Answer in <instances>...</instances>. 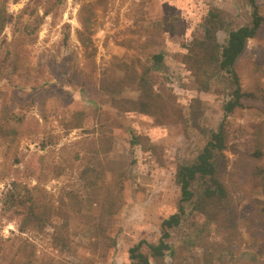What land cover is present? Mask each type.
<instances>
[{
	"label": "rangeland",
	"instance_id": "rangeland-1",
	"mask_svg": "<svg viewBox=\"0 0 264 264\" xmlns=\"http://www.w3.org/2000/svg\"><path fill=\"white\" fill-rule=\"evenodd\" d=\"M257 4L264 15V0ZM5 6L13 21L0 36V264H10L23 240L24 255L34 253L33 264H129V249L140 241L156 243L162 220L177 212L176 167L192 160L225 118L227 92L217 85L208 93L182 86L187 72L171 55L183 51L208 7L227 12L235 27L248 24L251 8L247 0H8ZM172 23L184 31L173 34ZM217 38L223 45L227 35L221 31ZM161 51L168 55L164 76L176 102L182 108L194 98L202 102L198 127L118 116L99 96L101 73L115 58L146 64ZM239 76L243 89L257 97L244 98L242 108L225 119L228 143L264 151L263 95L256 91L264 93L263 34L248 42ZM105 136L112 142L98 160L107 157L117 174L108 176L111 185L98 182L91 200L83 171L93 160L94 140ZM121 173L122 200L104 230L109 240L91 216L106 187L121 182ZM239 181L228 183L241 211L236 229L205 225L199 234L184 223L171 231L170 250L150 258L151 264H264L263 182ZM14 195L33 196L61 219L45 234L21 235L20 218L9 205Z\"/></svg>",
	"mask_w": 264,
	"mask_h": 264
},
{
	"label": "trees",
	"instance_id": "trees-1",
	"mask_svg": "<svg viewBox=\"0 0 264 264\" xmlns=\"http://www.w3.org/2000/svg\"><path fill=\"white\" fill-rule=\"evenodd\" d=\"M7 1L0 0V36L4 28L13 21V16L7 12L5 6ZM247 4L251 8L250 20L248 24L237 27L232 25L227 12L216 6L208 7L191 32L190 40L182 43L183 51L171 55V60L184 66L187 72V83H182V86L196 93H208L217 85L227 92L228 98L222 107L225 118L217 130L209 132L197 155L176 167L175 182L180 190L177 212L161 222V236L157 243L141 241L129 249V264H150V258L163 257L169 250L167 240L170 238V231L180 228L184 223H189L199 234L206 230L205 225H214L222 231L236 229L241 211L229 195L228 183H240L241 178H246L250 183L256 180L263 182L264 193L263 146L244 151L234 145L230 146L225 121L229 115L242 108L244 98L257 97L253 91L247 92L243 89L239 68L248 42L264 35V15L259 10L257 0H247ZM178 28L179 25L172 23L170 32L179 34L184 31ZM221 31L227 35L223 45L217 38ZM82 44L85 42L82 41ZM166 56L168 55L161 51L152 55L146 64L138 59L126 61L115 58L111 67L102 71L100 76L98 92L104 106L107 103L106 107L118 116L129 113L149 116L160 126L182 122L198 127L202 102L194 98L187 108H182L176 102L166 86ZM256 91L263 95L260 101L261 114L264 116V93L258 87ZM132 94L135 96L129 97ZM110 142V136L94 140L93 160L83 171L84 178L90 179L88 182L91 200L96 197L98 182L111 185L106 184L108 176H116H113L116 172H113L107 157L103 162L98 160L100 150L107 152ZM229 154L236 156L234 162L230 161ZM119 176L121 182L116 186L106 187L97 201L95 216H91L97 230L109 240L104 230L117 213L122 200L125 175L121 173ZM9 205L17 211L20 218L17 230L21 235L30 231L45 234L54 227L55 218L61 219L58 212L31 195L11 196ZM261 212L264 213V208ZM262 218L264 219V215ZM53 238L63 243V247L67 246L61 236L55 235ZM19 248L10 264H33L34 253L29 251L24 255L28 248L27 242L20 241ZM144 248L147 254L142 251ZM20 251L23 257L20 255L18 259Z\"/></svg>",
	"mask_w": 264,
	"mask_h": 264
},
{
	"label": "flooded vegetation",
	"instance_id": "flooded-vegetation-1",
	"mask_svg": "<svg viewBox=\"0 0 264 264\" xmlns=\"http://www.w3.org/2000/svg\"><path fill=\"white\" fill-rule=\"evenodd\" d=\"M174 180H175V175H174ZM176 183V182H175ZM177 185V184H176ZM179 188V187H178ZM179 199H180V197H179ZM178 202H179V200H178ZM175 214V213H174ZM173 215V214H172ZM171 216V215H170ZM168 218V217H167ZM167 218H165V219H167ZM165 219H163V220H165ZM162 220V221H163ZM161 229V228H160ZM172 231V230H171ZM171 231H170V234H171ZM161 234V233H160ZM161 236V235H160ZM141 242V241H140ZM146 242V241H145ZM147 243H149V242H147ZM157 243V242H156ZM169 250H170V247H169ZM167 252V251H166ZM165 252V253H166ZM129 260V259H128ZM150 264H151V262H150Z\"/></svg>",
	"mask_w": 264,
	"mask_h": 264
}]
</instances>
